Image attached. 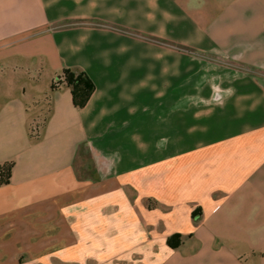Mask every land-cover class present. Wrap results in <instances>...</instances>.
<instances>
[{
  "label": "crops",
  "instance_id": "0c3cea01",
  "mask_svg": "<svg viewBox=\"0 0 264 264\" xmlns=\"http://www.w3.org/2000/svg\"><path fill=\"white\" fill-rule=\"evenodd\" d=\"M1 168L0 264H264V0H0Z\"/></svg>",
  "mask_w": 264,
  "mask_h": 264
},
{
  "label": "rangeland",
  "instance_id": "374dc122",
  "mask_svg": "<svg viewBox=\"0 0 264 264\" xmlns=\"http://www.w3.org/2000/svg\"><path fill=\"white\" fill-rule=\"evenodd\" d=\"M62 75V74H61ZM65 77V76H64ZM61 81L63 82L64 79L62 77ZM64 83V82H63ZM41 126H42V123L40 121H35L33 123H31V126H30V132H31V136L34 137V138H37L39 137L40 135V131H41ZM36 133V134H35ZM146 142V141H145ZM157 145H158V148L161 146V145H165V140H158L157 141ZM88 158V157H87ZM151 158V155L150 154H147V155H143V160L144 159H150ZM85 159V158H84ZM90 160V159H89ZM105 175H112V174H116L113 170H112V165L110 166L109 170L105 173ZM149 234L147 235V237H144L143 238V241L146 240V238H149ZM115 239L114 237H112V240ZM149 243V242H147ZM146 248V249H145ZM164 245L162 246H158V249L157 251H147V247H143L142 248V252H141V256H140V263L141 264H169V259L172 258V256L174 257V262L173 264H181V259L179 260H176L178 258V252H169L167 254L166 250H164ZM116 253V252H115ZM131 252H129L130 254ZM172 253V254H171ZM170 254V256H169ZM193 254V258H191V261H189V264H197V260H196V253H191ZM103 255H106V253H104ZM110 256L108 258H105V259H108V261L106 260V263L104 264H124V262L122 261L123 260V256H121L120 258L116 257L114 258L113 256V253L112 252H108L107 253V256ZM168 256V257H167ZM153 260L151 261L150 260ZM138 259L137 257L135 258V260ZM134 259L130 260L131 261V264L133 263L134 264ZM94 261V260H93ZM102 261V260H101ZM130 263V262H128ZM138 263V262H137Z\"/></svg>",
  "mask_w": 264,
  "mask_h": 264
},
{
  "label": "trees",
  "instance_id": "16d2710c",
  "mask_svg": "<svg viewBox=\"0 0 264 264\" xmlns=\"http://www.w3.org/2000/svg\"><path fill=\"white\" fill-rule=\"evenodd\" d=\"M62 77L64 79L63 82L72 89L75 105L84 107L95 90L94 82L87 73L78 69H64L62 75L57 78L58 82L61 83ZM9 168H7L8 173L10 171ZM1 173L2 168L0 169V175Z\"/></svg>",
  "mask_w": 264,
  "mask_h": 264
},
{
  "label": "built area",
  "instance_id": "2783aa9c",
  "mask_svg": "<svg viewBox=\"0 0 264 264\" xmlns=\"http://www.w3.org/2000/svg\"><path fill=\"white\" fill-rule=\"evenodd\" d=\"M36 134V133H35Z\"/></svg>",
  "mask_w": 264,
  "mask_h": 264
}]
</instances>
